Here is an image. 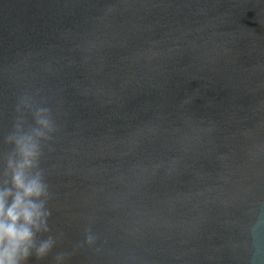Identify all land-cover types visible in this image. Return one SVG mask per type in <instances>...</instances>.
I'll use <instances>...</instances> for the list:
<instances>
[{"label":"water","instance_id":"obj_1","mask_svg":"<svg viewBox=\"0 0 264 264\" xmlns=\"http://www.w3.org/2000/svg\"><path fill=\"white\" fill-rule=\"evenodd\" d=\"M33 115L39 264H264V0H0V179Z\"/></svg>","mask_w":264,"mask_h":264},{"label":"clouds","instance_id":"obj_2","mask_svg":"<svg viewBox=\"0 0 264 264\" xmlns=\"http://www.w3.org/2000/svg\"><path fill=\"white\" fill-rule=\"evenodd\" d=\"M33 119L35 127L26 131L25 121L19 120L7 137L13 150L4 157L0 179V264H30L33 257L39 264L63 235L51 234L50 192L40 167L41 140L50 139L42 129L51 133L56 128L51 118L33 115ZM86 240L89 245L95 242L90 230ZM66 259L65 254H57L55 264H65Z\"/></svg>","mask_w":264,"mask_h":264}]
</instances>
